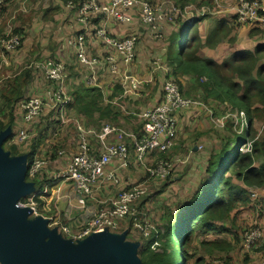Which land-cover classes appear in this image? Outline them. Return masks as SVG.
I'll return each mask as SVG.
<instances>
[{"label":"crops","instance_id":"0c3cea01","mask_svg":"<svg viewBox=\"0 0 264 264\" xmlns=\"http://www.w3.org/2000/svg\"><path fill=\"white\" fill-rule=\"evenodd\" d=\"M144 1L151 3L154 7V12L159 16L157 19L158 27H156L157 33L153 31L150 24L144 23L142 18L143 12L139 6L115 5L114 0H99L102 4L110 5L114 12L112 15L104 16L102 14L94 16L92 20L94 22H92L90 29L86 31L88 55L101 59L113 55L117 60L116 72H111L105 68L101 69L99 66L91 70L79 62L73 40L74 36L80 34L83 29L77 20L76 10L71 9L66 0H30V6L28 5L27 7V4L24 6L23 16L16 13V6L13 5L15 3L14 0H9V5L12 4V9L5 6L0 8L2 9L0 10V42L2 39L13 34L18 35L22 33L20 35L23 36L22 45L12 49V51L0 46V50L2 51L0 60L9 66L12 65V72L19 69V72L12 76V79L16 76L21 77L26 70H31L32 79L29 80L28 85L22 88L25 99L28 97V93L32 91V87L37 85V90H42V92L36 96L42 97L44 101H49L55 84L54 82L47 81L38 69L28 68L32 56H35L37 60L56 59L66 65L69 78H67L64 85L72 102L68 106L67 113L63 118L57 109L46 106L44 110L47 112L50 110L51 113H55V116L52 117V121L46 118L41 123L39 134L36 133L33 136L36 137L38 135L39 142L33 143L31 151H35L33 160L36 158H47L48 165L44 167L45 169L43 168L44 170L42 169L39 172V176H37L39 181L37 183L32 181L34 182V192L30 195H36L35 197L42 199L43 206L45 205L48 212V215H46L48 217L53 216L50 215L52 212L51 203H55L57 207L56 214L59 215L62 222L60 223L53 216V221L49 222V226L51 229L57 228L59 234L75 243L76 241L70 235L64 234L61 229L62 224H68L71 227V231L77 233L94 218L102 202L116 196L120 188H127L137 184L146 186V181L144 182L142 179L148 178L153 181L149 184L158 189L163 182L172 176L173 171L171 168L168 174L149 178L147 169L157 163H164L160 159H167L166 155L169 160V157L172 156L174 145L148 154L142 164L135 161V143L139 139V136L144 133L142 113L164 101V87L168 79L176 80L180 91L184 94L183 97L191 101L188 105L179 109L178 113L176 112V115H178V134L188 128V124L198 122L201 118L203 119V113L210 114V112L221 109V105H224L220 104L219 100H204V92L202 88L198 87L197 81L199 77L201 81L206 80L205 76H196L191 71L186 72L185 65L176 64L171 60L173 57L171 53V38L177 32L175 29L179 27L181 22H184L186 25L191 23V19L195 22L196 31L194 30L192 45L197 59H210L219 64V66L228 67L232 63V58H241L243 54L255 50L261 44L264 50V27L258 28L238 23L234 8L237 2L226 7L224 10H217V8L212 9V3H215L213 0L209 4L202 3L201 1L199 3L201 8H198V11L194 10L193 6L195 5H193V0ZM182 4H184L183 7H189L191 13L188 18L190 19H187V14L186 17H181L182 15L175 9L176 7L179 8L180 6L178 5ZM230 10H233L231 14L228 13ZM117 14L124 15V18L119 19ZM10 21L12 23H9ZM103 24L108 26L109 35L113 37L123 38L130 34L140 35L136 54L130 65L125 66L121 54L110 48L97 35L98 28ZM7 52H12V60L5 55ZM159 63L166 64V73L162 74L161 70L164 68L158 66L157 64ZM133 79H136L137 83ZM235 80L240 81L239 78ZM94 93L100 94L101 106L104 108L89 116L78 107V97H88ZM30 95L35 94L32 93ZM23 99H20L11 106L17 109L20 103L22 104L25 100ZM21 108L18 110L22 116L21 119L24 121V125L30 126L25 120L24 112ZM107 110L110 112H107ZM126 112L129 118L128 123L132 125H129L126 119L123 118V113ZM14 118L19 123L21 122L18 117ZM117 119H122L127 126L131 127L132 131L130 133L124 131V128L121 127L122 123L115 121ZM78 124H82L87 130L95 131L87 135L92 151H103L109 144L126 143L129 151L131 152L132 150L134 152V156L131 157L133 161L130 167L126 170H119L120 186L115 185L105 177L99 189H97L99 186H95L91 195L81 196L71 182L57 177V170L63 169L71 161L72 157L79 152L80 137ZM107 125L112 128L111 132L105 137L100 138L99 134ZM18 130H15L14 125L11 128V133L13 132L14 134ZM51 132L54 133V137L51 135ZM181 133L179 134V138ZM211 134L212 131H198V140ZM30 139L32 137H28L22 143H26ZM31 151H19V156L26 155L28 159V154ZM192 151L193 153L187 159L178 158L176 164L181 168V172L172 176L169 184L165 183V185L168 184L167 188L165 187V191L157 196L163 195L170 188L171 184V187L174 186V183L179 186L181 179L188 178L189 170L197 163L193 159L199 155L197 153V146L189 150L187 149L185 154ZM117 166V163L108 165L106 171L109 172ZM235 180L237 179L233 178L234 183ZM237 181L238 183L236 184L242 185L239 180ZM146 188L149 190L147 186ZM186 189L173 201V204H177L179 208L182 204L178 203V201ZM261 196L264 199V193ZM153 203L156 204V201L154 200ZM251 207L253 206L251 205ZM234 213L231 214L229 219H219L212 216L205 225H200L201 222L196 221L198 224L195 225L193 238L199 234L202 237L201 242L198 241L200 243L199 247H194L193 254L190 253L194 258L192 264H215V262L227 264L229 260L233 262V254L231 252L235 248V233L233 230L228 229L227 223L232 219ZM56 221L58 223H55ZM260 224L264 225V217ZM181 229L185 230L183 226ZM225 241L233 244L229 252L228 250H224ZM219 254H226V257L219 256ZM190 260L188 264H190ZM0 264L2 263L0 262Z\"/></svg>","mask_w":264,"mask_h":264},{"label":"trees","instance_id":"16d2710c","mask_svg":"<svg viewBox=\"0 0 264 264\" xmlns=\"http://www.w3.org/2000/svg\"><path fill=\"white\" fill-rule=\"evenodd\" d=\"M70 1L79 4L84 0ZM70 1L66 0L68 3ZM201 1L205 4L211 3V0ZM192 2H195V0ZM178 6H180L179 8L181 10L184 9V4ZM192 21L193 23L189 25L181 22L179 31L171 38V53L173 56L171 60L176 64L185 65L186 72L191 71L196 76H205L206 80L201 81L199 77L197 81L198 87L202 88L204 92V100L214 99L219 100L220 104H224L225 106L230 105L235 111H239V116H241V118L245 116L244 123L246 127H244L243 131L240 133L232 132L230 138L225 141L220 151L217 154L211 155V159H209L207 166L209 178L204 182V188L199 190L198 195L190 201V204L188 203L189 205L186 204L185 208L183 207L178 212V215L176 214L177 217L175 214L167 211V214L162 219L165 230L157 228L149 237H144L142 235V238H145L143 241H134V243L139 242L138 257L141 259L142 264H188L192 256L188 249L192 244L196 221H199V223L201 222L200 225H205L212 216L218 217L219 219H229L233 212L236 213L251 208V205L254 210L257 206L254 202L259 199V212L262 213V215L264 213V199L261 198L262 193H264V135L258 136L259 129L262 125L264 127L263 45L261 44L255 50L243 54L241 58H232V63L228 67L223 65L219 66V64H216L215 61L210 59H197L192 45L196 26L194 20ZM255 27L259 28L263 26ZM184 32H187V34L185 35ZM20 34L22 33H19V35ZM182 38L184 39V43L179 51V43ZM31 73L30 69L26 70L21 77L16 76L12 79V82L4 88L2 96L5 103L12 105L25 97L22 88L28 85L29 80L32 79ZM236 78H239L240 81H236ZM180 92L184 95L182 91ZM77 103L80 110L89 116H92L96 111H100L104 108L101 106V96L97 93L91 94L88 97L79 96ZM108 110L107 112H110ZM241 111H245L244 115H242ZM15 121L12 114L11 119L5 123L4 120L1 119L0 112V133L10 126L13 128ZM14 135L15 134L12 132L11 136H9L4 143L5 150L9 151L12 157L20 155L19 147L16 143L14 144L11 142L9 149L6 147V143L10 141ZM245 147H247V150H245ZM34 155L35 151H31V153L28 154L29 165L35 160H33ZM160 160L167 161L164 160V158ZM233 178L239 180L242 185L234 183ZM27 181H35L37 183L39 179L37 176L31 178L28 173ZM165 186L164 184L160 187L157 195L165 191ZM253 188L260 190L261 193L256 199H253L251 196L250 189L253 190ZM147 196L148 194L137 202V212L138 206H140L139 212H144L143 207L146 206L149 200H143ZM154 197H156V195H154ZM22 200L25 199L22 198ZM36 200H38L40 205L44 204L39 197H36ZM130 216L129 227H123V223L125 222V220H123L121 228L128 231V240L132 229L136 227L134 223L138 221L137 214ZM260 222L259 226L261 227L262 224H260ZM184 224L185 230H182L181 227ZM137 228L138 227H136V229ZM235 238H237L236 235ZM155 243L164 247L163 252L157 250ZM174 243L175 248H173L174 251H172V245ZM224 247V250H228L229 252L233 244L225 241ZM258 250L261 253L264 252V243L262 246L258 247ZM173 261H175V263Z\"/></svg>","mask_w":264,"mask_h":264},{"label":"built area","instance_id":"2783aa9c","mask_svg":"<svg viewBox=\"0 0 264 264\" xmlns=\"http://www.w3.org/2000/svg\"><path fill=\"white\" fill-rule=\"evenodd\" d=\"M27 0H23L25 3ZM218 2L219 0H213ZM9 0H0V8L7 4ZM115 5L130 6L137 5L142 9V18L144 23L150 24L154 32L157 33V20L155 17L154 7L151 3L144 0H114ZM218 5V4H217ZM71 9L76 10L77 20L82 25L83 31L74 36L73 45L77 50L78 60L82 65L93 70L96 66L101 69H108L111 72L117 70V60L113 55L101 59L88 55L86 43V31L91 27V22L96 15H112L114 10L110 5H105L99 0H84L82 3L75 4L73 1L68 3ZM219 6V5H218ZM177 11L185 14V9L175 8ZM24 10V6H23ZM187 13L190 10L186 11ZM236 20L240 24L248 26L264 27V0H238L235 7ZM119 19H123L124 15L117 14ZM97 35L102 38L110 48L121 54L123 64L128 66L134 60L136 54V38L133 35L119 38L109 35L108 26L103 24L97 30ZM23 43V36L13 34L0 42V46L12 50ZM34 69L42 72L46 80L54 82V90L50 94L49 101H44L40 96L27 97L22 102V109L25 120L30 126L23 131L16 133L13 142L20 145L28 139L32 124L42 115L46 106L57 109L63 118L72 102L71 97L65 90V81L68 76L65 63L56 59L38 60L34 63ZM130 77V76H129ZM137 83L136 79H133ZM136 85V84H135ZM136 87V86H135ZM191 101L183 97L180 88L174 79H168L164 87V101L149 110L142 113L144 119V133L139 136L135 143V161L142 164L148 154L158 150L166 149L172 146L177 138L178 133V110L188 105ZM112 128L107 125L99 134L100 138L110 133ZM94 130H87L82 124H78V133L80 137V149L71 161L60 171L58 178L65 179L73 184L76 191L81 196H88L93 193V187L99 186L106 179L112 181L115 185H121L119 170H126L132 164L130 151L126 143L109 144L105 150L96 152L92 151L87 135L94 133ZM117 163L118 166L107 172L108 165ZM48 164L45 159H35L32 164H28L27 174L31 178ZM148 177L168 174V163H157L147 169ZM148 194L146 186L143 184L132 185L127 188H120L116 196L111 197L107 201H103L98 212L92 220L84 225L79 232L73 233L68 224H62L61 229L66 235H70L74 241L83 240L93 233L109 230L116 232L122 228V221L128 216L135 214L137 202ZM261 195L260 190H251L253 199ZM36 195H30L25 200L18 202L19 207H30L32 213L30 217L43 216L49 222L53 221L52 217L42 215L43 205L36 200ZM55 223H58L57 221ZM136 225V224H135ZM262 234L261 228H257L250 235L249 241L255 240ZM250 244V243H249ZM264 264V258L258 263Z\"/></svg>","mask_w":264,"mask_h":264},{"label":"rangeland","instance_id":"374dc122","mask_svg":"<svg viewBox=\"0 0 264 264\" xmlns=\"http://www.w3.org/2000/svg\"><path fill=\"white\" fill-rule=\"evenodd\" d=\"M14 1H15V3H13V5L16 6V13L23 16L24 10L22 7L26 6V4H27V7H28V5L30 6V3H29L30 0H27L25 4L22 3L23 0H14ZM200 2H201V0H197V1L193 2L194 3L193 5H195V6H193L195 8L194 10L199 11L198 8H201L199 6ZM236 2L238 3V0H219L218 2H215V3L218 4L220 6V8L215 3H212V9L217 8V10H219V9L224 10L226 7L231 6L232 4H235ZM4 6L7 8H11L12 4L9 5V2H8ZM187 8L188 9H185V14H182V12H180V11H178V12L182 15L181 17H186V14H187V19H190L188 17L190 16L191 12L187 13L186 11L189 10V7H187ZM0 10H2V9H0ZM27 12H28V10H27ZM232 12H233V10H230L228 13L231 14ZM155 17H156V20L159 18V16L156 14V12H155ZM190 21H192V19ZM9 23H12V21H10ZM179 29H180V25H179V27H177L175 29V31H179ZM184 34L186 35L187 32H184ZM130 35H133L136 38V43H138L140 41V35L139 34H130ZM185 35H184V37H185ZM183 43H184V39L182 38L181 42L179 43V45H180L179 51L183 47ZM10 51H12V50H10ZM1 54H2V51L0 50V55ZM5 55L7 56V58L12 60V52H10V53L7 52ZM184 56H183V58H184ZM40 59H44V58H40ZM36 60H37L36 57L32 56V59L30 60L31 63H30L28 68L34 69V66H35L34 63L36 62ZM152 64H153V62H152ZM24 65H25V63H24ZM157 65L164 68L161 70L162 74L166 73L165 72L166 64L163 65V64L159 63ZM22 68H24V66H22ZM18 72H19V69L17 71L12 72V65L9 66V65L5 64V62H2L0 60V112H1V119H3L4 122L6 123L11 119V116L13 114L14 117H18V119L21 120L20 123L18 121H16L14 123L15 130L19 129L17 132L15 131L14 134H16L20 131H23L25 128H27V126L24 125V121L21 119L22 118L21 114L18 112V110L22 107V104L20 103V106L16 109V108H13L11 105L5 103L3 101L2 91L4 90V88L7 85H9L12 82V76ZM67 78H69V76H67ZM67 78H66V80H67ZM41 92H42V90L38 91L37 85L36 86L34 85L32 87V91L29 92L27 96L29 97V95L32 93L35 95H30V96H36L37 94H39ZM220 108L221 109H219L217 111L215 110L213 112H210V114L209 113H203L202 114L203 119L201 118L200 121H198V122L188 124V128L184 129L182 131V133L179 132V134L181 133L180 138H179V134L177 133V138L175 139V142L173 144L174 149L172 150V156L169 157V160H168L167 155H166L167 159L164 158V160H167V161H164V163H168L169 169L172 168V171H173L172 176H174L178 172H181V168H179L178 165L176 164L178 158L187 159L188 157H190V154L193 153V151H192L188 154H185L187 152V149L189 150V149L194 148V146H197V148H198L197 153H199V155L193 159V161H197V163H195L193 165V168L189 170L188 178L181 179L180 180L181 183L179 186L174 183V186L171 187V185H172L171 184L169 186L170 188L168 187L169 189H167L166 192L161 196H157L159 188L162 187L165 183L169 184V182L172 180V178H171L172 176L169 179H167V181L163 182L162 185L159 186L158 189H155L154 188L155 186L152 187L151 184H149V183L153 182L151 179H148V178L142 179V180H144V182L146 181L145 185L149 189L148 190L149 195L143 201H145L146 199H148L149 201L147 200L148 202H147L146 206L143 207V209H144L143 213L139 212L140 206H138V212H135V214H134V215H136V214L138 215V221L135 222L136 223L135 226L138 228L136 229V227H135L132 229L130 236L128 237L129 240L126 238V241L128 244H132V243H134V241H138V240L143 241V239H145V238H142V235L144 237H149V235L153 231H155V229H157V228H162L163 230H165V225H163L164 223H163L162 219L167 214V211L171 212L172 214H175V216H176V214L178 215V212L183 207L185 208L186 204L189 205L190 201L195 196L198 195L199 190L204 188V186H205L204 182L207 181V179L209 178L207 166H208L209 159H211V155L217 154L220 151V149L223 147L225 141L228 138H230L232 132L233 133H240L243 131V128L246 127L245 123H244L245 116H243L241 118V116H239V111H235L230 105H227V106L221 105ZM241 113H242V115H244L245 111H241ZM126 114H127V112L123 113V118H125L126 122L128 123L129 118L127 117ZM54 116H55V113H51L50 110L48 112L44 111L42 113V115L32 124V127L30 128L29 137H32V139H30L26 143H22V144L18 145L19 151H21V152L31 151V147H32L33 143L39 142V136L38 135L36 137H33V136L36 135V133L39 134L41 123L44 122L46 118H48L49 121H52L51 119ZM115 121L121 122L122 123L121 127H123L124 131H126L127 133H130L132 131L131 127L127 126V124L125 122H123L122 119H119V120L117 119ZM128 124L132 125L131 123H128ZM180 126H181V122H180ZM198 131H204V132L212 131V134L206 135L204 138L198 140ZM51 135L54 137L53 132H51ZM262 135H264L263 125L258 131V136H262ZM46 139H47V137H46ZM11 142L13 143L12 139H10V141H8L6 143V147L8 149H9V145ZM245 150H247V147H245ZM169 154H170V152H169ZM130 155H131V157L134 156V152L132 150L130 152ZM10 157H12V156L10 155ZM38 159H46L47 160V158H38ZM156 159H158V158H156ZM61 170L62 169L57 170V174H56L57 177L59 176ZM37 176H39V173ZM26 179H27V176H26ZM235 183H238V181L235 180ZM168 184L165 186L166 188H167ZM155 185H156V183H155ZM185 188H187L186 191L183 192L180 200L178 201V203L182 204V206L179 208L177 206V204H173V201H174V199H176V197L178 198L180 196V193ZM253 190H256V189L253 188ZM154 195H156L157 197H154ZM27 197L28 196L24 197V199H26ZM154 200L156 201V204L153 203ZM254 203L257 204V206L254 210L251 207V208L244 209L242 211H238V212L234 213L232 219L227 223L228 229L233 230L236 237H237V238H235V241H234V247L235 248L231 252L233 254V262H231L229 260L227 262V264H258L264 258V252L261 253L258 250V247L262 246L264 243V225H261L262 228L259 226V222L262 221V219L264 217V213L262 215V213L259 212L258 207H260V199L255 201ZM51 206L50 207H51L52 212L50 213V215L55 216L57 221H59L61 223L62 222L61 218L59 217V215L56 214L57 213V207L55 206V203L52 202ZM40 211H41L42 215H44V216L48 215V212L46 211L45 205L42 207V210H40ZM61 215H63V214H61ZM34 219H35L34 217H29L28 221L31 222ZM130 219H131V216H128L126 219H124L125 222L123 223V225H124L123 227H125V228L129 227ZM196 224H197V222L195 223V225ZM183 227H185V224L183 225ZM259 227L262 229V234L259 235L258 237H256L254 241L251 239L249 241L250 244L247 243V241L250 238L251 233ZM125 231H127V230L120 229L116 232L118 234H122ZM127 232H126V234H127ZM201 237H202V235L199 234L197 237L193 238L192 245L189 248V253L193 254L194 247L195 248L199 247V244H200L199 242H201ZM138 243H136V244L139 245ZM155 245H156V248L159 252H163V248H164L163 246H161L159 244L157 245V243H155ZM173 248H175V243L172 245V249ZM172 251H174V249ZM219 256L226 257V254H219ZM197 258H198V256L195 259L197 260ZM193 260H194V258L192 256V258L190 260V264H192ZM173 262L175 263V261H173ZM215 264H222V263L221 262H215Z\"/></svg>","mask_w":264,"mask_h":264},{"label":"water","instance_id":"95a60500","mask_svg":"<svg viewBox=\"0 0 264 264\" xmlns=\"http://www.w3.org/2000/svg\"><path fill=\"white\" fill-rule=\"evenodd\" d=\"M11 127L0 133V262L2 264H142L138 245L127 234L105 230L76 243L51 229L43 216L31 222L30 207L18 202L34 192L27 181V156L10 157L4 143Z\"/></svg>","mask_w":264,"mask_h":264},{"label":"bare ground","instance_id":"6f19581e","mask_svg":"<svg viewBox=\"0 0 264 264\" xmlns=\"http://www.w3.org/2000/svg\"><path fill=\"white\" fill-rule=\"evenodd\" d=\"M152 5V4H151ZM153 6V5H152ZM191 6H193V5H191ZM187 7V6H186ZM191 23H193V21L191 22ZM69 106V105H68ZM65 113H67V110L65 111Z\"/></svg>","mask_w":264,"mask_h":264}]
</instances>
